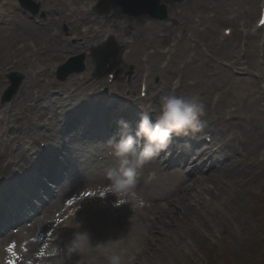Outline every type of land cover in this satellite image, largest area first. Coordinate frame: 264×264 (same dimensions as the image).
I'll use <instances>...</instances> for the list:
<instances>
[{"label":"bare ground","instance_id":"bare-ground-1","mask_svg":"<svg viewBox=\"0 0 264 264\" xmlns=\"http://www.w3.org/2000/svg\"><path fill=\"white\" fill-rule=\"evenodd\" d=\"M9 1L13 6L16 3V0ZM83 1L48 0L44 8L46 17L38 21L15 8V10H8L6 15L2 13L4 8L0 12V90L5 86L2 84L5 73L18 70L25 74L24 81L12 101L9 104L0 105V173H2L1 176L7 178L5 181H0V189L6 191L0 193V206L4 204L9 208L7 205L9 202V205L13 207L8 212V216L0 211V220L2 219L4 223L0 230V264H58V259L64 264L72 259L74 260L72 264H93L94 261L100 259V253L97 251L98 243L115 248L123 255L125 261H128L129 257H135L132 264H143L145 252L153 251V248L148 244L152 240L159 243L160 238L167 239L168 230L173 231L169 225L171 221L182 220L185 214L192 210L189 207L191 203L189 197L198 195L199 199H203L199 193L202 191L212 194L213 191L204 186V182L218 177L225 181L235 169L233 167L235 165L230 164V159L234 156L235 159L238 157V147L229 144L226 146L228 152L225 156L223 154L215 156L221 144L216 133L212 131V128H209L203 117L201 122L204 129H208L205 132L212 133L209 144L204 147L203 151L197 150L198 152L188 153L189 150L184 145L190 144L192 148L196 149L199 143L190 137L179 136L176 138L184 142H180L182 149L176 158L173 156L179 152L180 147L174 148L175 145L172 141L167 150L152 159L155 165L166 169L167 172H169V168L176 167L177 180L166 191V195L160 197L147 198L144 195L145 190L143 189L152 183V180H148L149 170L146 178L139 172L136 191L140 199L136 202L116 201L117 197L108 192L107 199H105L102 194L105 193L108 184L106 170L100 171L97 165H94L93 168L88 165L91 153L87 154L82 151L77 159L71 151L72 138L59 142L65 152V156L64 153H60L64 156L63 160H59L60 157L57 160V157L52 158L48 154L45 155L44 149L38 146L40 142L51 147L56 142L55 138L58 137V134L64 129H69L66 125L61 129L60 124L51 126L50 122L53 119L56 122L55 118L58 117H62V120H68L71 117L76 120L74 117L79 115V112L77 113L75 109L72 110L73 107H71L72 104L74 106L73 102H76L73 96H77L79 92L80 95L87 96L88 90L91 93L99 94L98 87L106 82L105 68L101 63L104 55H117L113 58L111 67L117 66L121 71L129 67L133 69L134 79L130 82V92L136 86L140 66L142 71L146 69L148 71L144 83L146 99H148L147 101L151 100L154 106H158L160 97L167 94L164 83L168 74L175 67L173 56L177 52L186 51L193 56L196 55L200 44L199 39L206 43L209 42L214 51H220L226 45L223 42H218L216 37L212 38L213 34L196 33L198 39L194 43L187 41L181 47V36H179L176 40L177 48L169 49L167 53L169 57L166 59V63L161 66L154 58L166 54L161 52L158 45L153 46L152 44L163 41L171 28L177 22H181L182 17H190L195 10L199 11L200 8H205L207 0H184L183 4H181V0H160L166 5L170 14L169 21L165 23L138 22L127 18L124 21L111 23L113 16L106 17V13L109 14L110 9L101 10L103 12L97 10L104 9L107 5L106 1L112 0H100L96 2L97 6L94 9L82 5ZM95 12L97 13L94 14ZM61 23H65L68 30L77 35L79 43L73 44L67 36H63L64 34L59 29ZM82 25L85 26V30L81 28ZM103 35L106 36L105 39H103ZM144 45H147L146 51L153 50L148 53V58H146L150 67H145V62H141L134 52ZM123 46L130 49H133L131 46H135L134 53L128 54L127 58L122 57L119 50ZM64 51L66 53L83 51L87 54L85 73L82 77L71 76L65 82L53 79H47L44 82L47 64L60 55L63 57ZM152 54L154 56H151ZM179 55L181 54L179 53ZM8 65L11 66L6 70ZM171 65L172 67H170ZM155 75L160 77L159 84H154L151 80ZM42 82H44V86H42ZM114 87L115 84H109L106 93L112 92L114 98L112 101L106 100L105 102L110 105L126 102L130 96H126L121 91L124 85L117 87V91ZM178 89L177 94L182 95L181 86ZM103 95L101 94L102 99ZM133 100L138 101L139 98L135 97ZM66 107H68L67 110ZM71 110L72 113L69 116ZM84 113L89 114V112ZM90 116L93 117V115ZM108 116L114 117L115 113H108ZM41 121H49V126H47V122L41 123ZM29 122H32L33 125H29ZM76 130L78 131V129ZM116 132L118 135L119 127ZM104 134L105 130L101 138L92 141L93 143L89 141L86 144L87 147L90 146L91 151H93V147L108 148L110 139H119V135L116 138H109ZM186 154L188 157L184 164H189L190 167L188 170L182 171L181 161L183 160L181 157ZM198 154L206 157V160L199 162ZM86 157L89 160L81 161L86 160ZM57 161L65 162V167H61L59 171L53 168ZM42 167H44L43 170H41ZM13 168H18V170ZM38 176H46L49 185L45 186L41 183L37 179ZM13 178L19 179V183L17 181L18 184H14L11 181ZM24 179L30 180L24 182ZM85 185L86 188H82ZM36 186L39 188L37 189ZM80 188L83 190H79ZM20 190H24V192L16 194ZM37 190L40 191L37 192ZM9 193L11 197L8 196ZM24 193L30 194L31 199L25 200ZM86 193L92 195H86ZM101 197H104L106 201H111L113 208H108L110 205L107 203L104 208H101ZM66 198H70L67 203L65 202ZM84 200L93 202V208L80 209L84 205L81 203ZM23 202L29 206V209L19 208ZM176 206H184L187 212L185 213L183 209L177 212ZM143 210L146 212V216L141 214ZM148 214H152V216ZM73 220L80 222V231H86L89 234L90 245L80 252L69 253L67 245L72 239L75 229L68 226ZM143 221H148V223L138 225ZM53 224L57 225L59 232L50 234L54 240L53 244L49 246H53L49 248L50 253L45 255L41 252L40 246L42 247V243L47 241L48 233L45 238H42V232H50ZM63 225V230L60 232ZM2 230L4 233H1ZM139 237L145 242L143 250L140 249L142 246ZM17 244H22L21 248H17Z\"/></svg>","mask_w":264,"mask_h":264},{"label":"rangeland","instance_id":"rangeland-1","mask_svg":"<svg viewBox=\"0 0 264 264\" xmlns=\"http://www.w3.org/2000/svg\"><path fill=\"white\" fill-rule=\"evenodd\" d=\"M4 1L0 0V12L2 8H5L3 10L5 14L8 10L16 9L37 21L46 17L44 8L48 0H30L32 7L36 8L33 13L23 9L18 2L13 6L8 1L4 4ZM95 1L98 0L88 3L90 9L94 7ZM183 1L181 0V4H183ZM207 1L211 4L205 2L207 6L200 8V12L195 10L190 17H182L181 22H177L171 28L168 36L163 41L152 45H158L162 50V47L166 46L168 48L169 45L175 44L177 38L181 36L182 47L187 41L194 43L198 39L196 33L202 35L213 34L212 38L216 37L218 42L226 44L222 50L214 51L209 42L206 43L199 39L200 44L196 55L193 56V54L186 51H181V55H179L177 52L178 55L173 56L175 57V67L168 74L164 84L167 91V88L171 87L170 84L178 80V83L174 84L170 91H175L176 86L181 81L182 95L198 94L205 104L203 119H205V123L209 125V128H212V131L216 133V137L221 144L215 156H221L220 154L225 156L228 152L226 146L232 144L238 147V157L235 159L234 156L230 159V164L235 165L233 166L235 169L232 170V174L229 177L227 176L225 181L218 177L204 182L203 185L210 188L213 191L212 194L202 191L199 193L203 199H199L198 195L189 197L191 200L189 207L192 210L185 214L182 220L174 219L171 221L169 225L173 231L168 230L167 239L160 238L159 243L152 240L148 244L153 248V251L148 250L145 252L143 264H264V25L260 29L255 27V21L261 6L264 5V0ZM87 2L89 1L84 0L82 5H86ZM106 3L104 9L97 11L110 9V13H106V17L111 18L113 16L111 23L124 21L126 18L138 22L165 23L169 21V11L162 2L160 3L164 6L162 18L144 12L139 15H128L122 12L120 6L115 4V0L106 1ZM12 7L13 9H10ZM229 26L232 27L231 34L225 36L223 28ZM59 29L64 36L70 37L71 43H79V39L74 38L65 23H61ZM105 37L103 35V39ZM147 45L142 46L137 51H134L135 46H131L133 49L123 46L119 53L126 57L129 51L130 54L134 51L141 62H146L148 53L153 51L152 49L146 51ZM63 55V57L60 55L52 59V62L47 64L46 79L65 82L71 76H83L85 68L83 71L72 73L62 80L56 77L57 64L64 61L66 56L73 55V53L71 51L63 52ZM109 56L111 55L106 54L102 57L101 63L103 66ZM151 56H154V54ZM86 59L87 54L85 53ZM154 60H157V64L160 65L161 61L165 60V56L162 55L159 58H154ZM145 65L150 67L149 62H146ZM14 71L22 76V81H24L25 75L17 70ZM107 72H109V69L106 70V75ZM141 72L142 67L140 66L136 86L132 88L131 92L130 82L134 79V76L133 69L129 67L124 71L115 70V78L112 82H109L111 78H107L108 83L105 82L104 86L98 88L99 94L93 93L90 95L91 91L88 90L86 92L88 96L84 97L80 95V92L77 96L74 95L73 98L76 102H73L74 106L72 104L71 107H73L72 110H77L79 115L74 117L76 120H73L72 117L68 120H62L60 129L65 125L69 129L62 130L56 137L54 145L46 151L49 153L54 151L56 154L62 152L65 156L59 142L72 138L71 151L76 158L84 151L87 154L91 153L90 160L86 157V160L81 161L89 160L87 163L91 168L97 165L99 170L102 171L103 169L107 170L109 167H115V161L107 155V147H93V151H91L90 146L87 147L86 144L89 141L93 143L92 141L101 138L104 130V135H108L109 138H116L118 136L116 132L118 130L117 121L121 119L128 121L132 126L131 130L134 131L140 119L141 109L143 108L148 112L150 103L153 109L157 108L152 105V101H147L139 92ZM3 80V84H5L7 73L4 74ZM151 80L154 84H159L160 77L155 75ZM109 84H115V91H117V87L124 85V89L121 90L124 94L129 93L141 99L139 98V101H133L130 104L129 100L125 104L122 102L120 103V109L118 103L110 105L105 102L106 100L112 101L114 98L112 92L105 93L109 88L107 87ZM7 85L0 90V105L10 103L16 94L10 100L3 101V93ZM42 86H44V82H42ZM102 88H105V91ZM101 94H104L103 99ZM72 110L69 116H71ZM84 112H89V114ZM111 112L116 113V118L115 116H108V113ZM148 114L153 119L155 118V112H148ZM90 115H93V117ZM50 124H56L55 120L53 119ZM30 125L32 124L30 123ZM207 130L204 129V132ZM210 134L212 135L211 132ZM188 137L197 143L200 142L196 149L187 147L188 153L204 150L207 144L201 142L202 139ZM177 142L178 139L177 141L174 140L173 143ZM179 147V152H176L173 158H176L180 153L182 145ZM184 147L186 146L184 145ZM187 154L181 157V160H183L181 161L182 171L188 170L190 167L189 164H184L188 157ZM59 156L61 157L60 160L64 159V156L58 154ZM198 156L199 162L206 160V157L201 154H198ZM165 158H167V155H165ZM153 162L151 160L140 170V174L144 178H146L147 171H157V179L143 189L147 198L166 195V191L177 180L176 167L169 168L170 170L167 172L166 169L158 167ZM61 167H65L64 161H57V164L53 166L56 171H59ZM37 179L45 186L49 185L46 176H38ZM36 188L39 187L36 186ZM82 188L85 189L86 185ZM82 188L79 190H83ZM39 191L37 190V192ZM23 195L26 196L25 200L31 199L30 194L24 193ZM8 196L11 197V194L9 193ZM50 198L52 199L51 196ZM4 207L3 204L2 208ZM19 208L29 209V206L23 202ZM175 208L177 212L182 209L185 213L187 212L184 206H176ZM143 214L147 215L146 213ZM148 215L152 216V214ZM0 223L3 224L2 219ZM147 223L148 221H143L138 225L141 226ZM44 233L42 232V238ZM139 242L142 246L140 249L143 250L145 242L140 237ZM21 246L22 244H17V248H21ZM125 257H128V255H125ZM88 260L90 261V259ZM57 261L58 264H64L59 259ZM73 261L72 259L66 264H72Z\"/></svg>","mask_w":264,"mask_h":264},{"label":"clouds","instance_id":"clouds-1","mask_svg":"<svg viewBox=\"0 0 264 264\" xmlns=\"http://www.w3.org/2000/svg\"><path fill=\"white\" fill-rule=\"evenodd\" d=\"M152 111L155 112L154 119L148 114ZM148 112L141 109L134 131L128 121H117L119 139L108 141L107 155L115 161L116 166L106 170V191L114 194L116 201L136 202L140 199L136 191L140 170L162 151L167 150L174 137L209 139V134L204 132L201 122L205 115V104L198 94L178 95L172 90L160 97L157 108L153 109L149 105ZM185 146L191 147L190 144ZM154 175L151 173L149 179L154 178ZM116 204L119 205L117 202ZM68 227L75 229L67 245L69 253L80 252L90 245L89 234L79 230L80 222L73 220ZM97 251L100 259L93 264H132L135 259L129 257L125 261L119 251L104 243H98Z\"/></svg>","mask_w":264,"mask_h":264},{"label":"water","instance_id":"water-1","mask_svg":"<svg viewBox=\"0 0 264 264\" xmlns=\"http://www.w3.org/2000/svg\"><path fill=\"white\" fill-rule=\"evenodd\" d=\"M130 1L131 0H122L119 3L123 6V9L126 12L132 15L140 14L143 11H147L151 15H154L156 17H163V8L156 4V0H132V2ZM79 69H81V67L77 68V70ZM10 77L13 80V89H15L19 81L15 82L13 75H11Z\"/></svg>","mask_w":264,"mask_h":264},{"label":"snow or ice","instance_id":"snow-or-ice-1","mask_svg":"<svg viewBox=\"0 0 264 264\" xmlns=\"http://www.w3.org/2000/svg\"><path fill=\"white\" fill-rule=\"evenodd\" d=\"M86 195H92L91 193H86Z\"/></svg>","mask_w":264,"mask_h":264}]
</instances>
